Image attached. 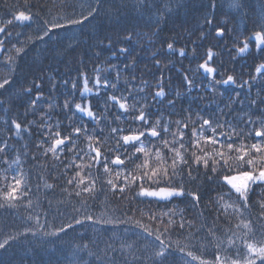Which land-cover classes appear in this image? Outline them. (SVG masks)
<instances>
[{
    "label": "trees",
    "instance_id": "1",
    "mask_svg": "<svg viewBox=\"0 0 264 264\" xmlns=\"http://www.w3.org/2000/svg\"><path fill=\"white\" fill-rule=\"evenodd\" d=\"M83 0H0V26H5L7 32L12 33L15 39H12L4 45V51L0 52V82L9 78V75L23 82L26 78L27 83L24 87H32L33 91L29 97H24L25 101L30 103L35 98L37 91L43 93L33 113L27 104H22L17 97L16 104L7 103L9 93H15L19 86L13 83L9 85L7 92L0 90V142L5 138L14 137L15 129L7 131L10 127L11 120L16 119L22 125L19 137L8 139L7 142L12 146L10 152L5 156H0V192L7 191L8 185L19 178L20 173L27 182V188H23L24 196H19L18 200L13 201L14 207H9L6 200L0 197V242L7 239L9 235H16L17 232H23L25 228H33L45 231H55L57 228L64 227L66 224H74V219H82L85 215L92 216L83 227L74 226L73 229L67 230V235H63L60 240L52 244H38L36 238L29 236L26 240L11 241L5 250H0V264H124L129 261L132 264L133 257L139 261V264H149V257L153 251H160V241H164L169 249L174 253L169 256L167 264H216L217 255L227 256L229 262L237 256V248H240L241 254L246 252L244 241L249 239L253 243L264 242V214L260 211L259 194L262 191L260 186L250 193L249 209L247 212L240 207L239 201L235 195H227V186L220 189L223 184L222 177L233 175L238 171L235 167L231 171L224 169L220 171L218 183L215 186L224 193L222 198H218L220 193L212 191L206 194L200 201V205L193 207L190 197H173L169 199H159L154 197H137L135 193L139 192L140 184L132 185L125 192L118 190L113 193L108 181L112 180L117 184V189L123 183L124 173L132 170L144 160L143 154L138 159H133L132 163L126 162V168L119 169L111 167L109 173L105 174L103 165L98 168L93 165L91 170L83 167L89 164L88 159H79L74 157H83L88 151L89 139L93 137V147L97 146L95 141L99 140L102 147L112 148L116 143L115 137L111 135L112 127H120L128 131L120 133L129 134L135 132L138 124L127 121L120 123H111L119 115V110L115 105H110L108 110L103 107V101L108 95H128V89H134L133 95L144 89L141 95H147L151 100L152 94L157 90V82H161L168 99H172L176 93H180L179 99H184L185 88L181 87L184 75L195 76L196 84H205L211 87L214 80L219 81L226 79L228 75L236 78V84L216 86L215 93L208 91L205 87L198 92L193 91L189 96L188 102L193 107L192 119H196L197 108L201 112L206 109L216 110V102L220 107L229 102V96L235 95L239 91L238 86L243 80L250 79L251 76L259 77L256 68L261 64V52L257 50V43L254 37L257 31V16L249 9V16L246 20L236 17L227 16L224 13H218L217 21H227V27L236 31L226 35L223 40L215 38V29L206 40L199 39L201 32H207L208 29L199 28L194 21H189L181 28L175 21V17H170L168 24L159 37L149 35V27H146V19L141 20L138 13L131 9L121 10L119 17H104L101 13L96 20H90L87 24L73 29L80 35L81 43L76 46L73 41L66 39L65 33L60 29H54L52 40L47 44L37 45L34 38L39 33L35 31L38 24L45 20L57 23H63L60 19L75 10L79 18L80 4ZM136 0H104L105 8L110 9L114 4L134 3ZM151 2V0H150ZM224 0H221L223 3ZM250 4H256L257 0H248ZM24 10L35 13L31 22H14L7 25L6 22L13 19V14L17 11ZM87 14L86 12L84 13ZM181 21L188 20L186 13L180 14ZM124 24L138 25V31L143 33L136 42L132 53L128 57H112L108 51L103 52L99 58L93 53L98 52V48H90L89 45L93 40L88 39L91 35L95 37L100 31V26L106 34H113V28L123 26ZM161 27H165L161 25ZM191 29L190 32H184V29ZM155 31V26H151ZM184 32L183 35L178 33ZM235 37V39H233ZM251 37L247 42L249 49L245 53H240L238 49L243 47L246 38ZM149 39L153 41L148 44ZM174 39V52H169L166 57L157 56L156 59L161 61V67H154V61L147 58L152 52L161 48L162 41L166 44L168 40ZM29 41V43H25ZM107 43V41H105ZM13 45L24 49L21 53H16ZM147 46L148 51L145 53L141 49ZM119 47V45H117ZM264 48V45H260ZM48 48L49 51L42 53L41 49ZM186 48L187 56L181 57L179 49ZM211 49L213 53L209 66L216 69V72L209 76L199 69V64L208 60L207 53ZM25 52L27 53L25 55ZM195 59H191L192 55ZM133 56L137 58L135 69L121 72L119 80L116 79V71L111 66L119 65L121 68L125 63L130 61ZM107 58V59H106ZM19 65V68L17 67ZM99 68L101 77L109 79L112 83L117 84V89L112 92L101 90V95H97V89L94 86L98 73L95 69ZM80 72L87 74L89 78L88 87L92 88L91 92L82 93L83 79H77ZM135 77L131 84L128 82ZM41 83V88L36 89L33 80ZM67 79L69 84L61 86L58 81ZM73 80L77 82V89L69 92ZM103 83V79L101 80ZM257 87L251 89L252 94L258 90L261 83L260 79L255 81ZM54 91H50L53 89ZM13 87V88H11ZM220 93H223L221 98ZM248 94V89H244L241 99ZM206 97L192 100V97ZM215 100V102H213ZM65 101L71 105L75 103L92 105L93 112L97 115L107 117L108 122L102 123L96 120H90L83 117V114L72 111L62 112L61 108ZM131 104L132 101L130 100ZM143 103V100H141ZM167 101H165V105ZM55 106V109L53 108ZM185 107L187 104L184 105ZM139 108V105H137ZM181 105L177 103L175 109H164L151 117L155 122L158 117H163L164 121H171V132L176 133L179 139L178 120H183L188 115L187 112L180 114ZM10 109V110H9ZM169 111L176 114L169 115ZM227 111V109H224ZM138 111L130 113L127 120H131ZM232 115H238L244 121L249 119L259 120V113H251L246 106L241 110L237 102ZM204 118H207L205 116ZM87 124L88 133H82L79 137L74 136L76 151L68 152V148L73 147L69 144L63 152L57 150L55 154L48 151L51 148L52 141L56 139L55 133L60 131L62 135H68L77 126ZM27 126L28 130L23 131ZM199 127V123L190 126L185 131V147L189 149L188 155L192 152V128ZM163 127V125H161ZM215 127V125H214ZM255 127H259L256 125ZM252 128L251 137L244 143H255V129ZM249 128L240 125L244 136H249ZM143 130V128H140ZM223 131V129H221ZM231 134V129L228 130ZM211 129L204 132L203 137H198L200 146L204 151L197 152V155L204 156L205 152L217 150L219 146H212L204 142V137L212 136ZM163 139L172 140L171 135L162 136L161 141L147 142L151 149L148 164L150 168L163 167L166 160L171 163L170 154L167 149H160L161 159H157L156 147L160 145ZM234 143H240L235 140ZM39 146V147H38ZM138 146V145H137ZM179 147V145H177ZM123 152V149H121ZM129 151H134L130 148ZM115 155V153H113ZM123 158V157H122ZM7 159V163H5ZM19 160V163L13 161ZM111 159V157H109ZM71 167H67V165ZM81 165V167H77ZM247 170V168L243 169ZM203 171V168H201ZM80 172L85 177L83 184L79 183L76 173ZM121 173L117 176V173ZM209 174H211L209 172ZM139 175V173H137ZM74 182L69 185L68 180ZM95 181V190L91 193H84L82 189L89 187L90 182ZM48 185H52L51 188ZM143 187L146 190L168 188L169 185L160 182L158 184L145 182ZM189 190H195L194 185H186ZM81 195L77 196L76 193ZM212 197V199H209ZM239 208L240 211H234ZM31 216L32 219L28 220ZM257 217L261 219L257 220ZM39 219L40 223H37ZM105 220H112L113 223H103ZM116 221H119L118 223ZM95 222V223H93ZM250 224V228H245L244 223ZM46 225V227H45ZM147 229L148 231H146ZM203 229V231H201ZM151 232L150 236L148 233ZM250 233H254L251 235ZM159 235L160 240L155 237ZM232 238L235 246L228 244V239ZM153 242L155 247H153ZM79 248V250L77 249ZM34 249V250H33ZM182 249V251H181ZM123 253V255H121ZM143 253V255H141ZM191 253V255H189ZM115 254V255H113ZM68 257H72L71 261ZM105 257H107L105 259ZM195 257V259H193Z\"/></svg>",
    "mask_w": 264,
    "mask_h": 264
},
{
    "label": "snow or ice",
    "instance_id": "2",
    "mask_svg": "<svg viewBox=\"0 0 264 264\" xmlns=\"http://www.w3.org/2000/svg\"><path fill=\"white\" fill-rule=\"evenodd\" d=\"M79 18L73 19L72 16H76L77 12L75 6L72 13L60 17L64 22L57 23L55 20L48 21L45 20L42 23L37 21V28L35 31L39 33L38 36L34 38H29L30 40L34 39L36 44H47L52 40V32L54 29H60L66 34L71 33V35H66V39L74 42L76 46L81 43L80 35L73 31L78 27L87 24L90 20H96L97 17L101 16V13L104 14V17L111 18L113 16L119 17L121 15V10L127 11L131 9L133 12L139 14L141 20L147 21L146 27H149V35L159 37L160 33L163 32L168 24L170 17H175V21L179 27L183 28L185 23L189 21H194L196 26L199 28H207V32H201L199 39L201 41L206 40L211 34V30L215 29V38L223 40L226 35H229L231 32L236 31V28L233 27L229 29L227 27V21H217L216 16L218 13H224L227 16H231L234 19L239 17L246 20L249 16V9L252 10V13L256 14L257 22L256 27L257 31L254 33V37L257 43V50L261 52V60L264 61V48H261L260 45H264V0H257L256 4H250L248 0H224L221 3V0H136L134 3H123V4H114L110 9L105 8L104 0H83L80 4ZM87 13L86 15L84 13ZM186 13L188 20L181 21L180 14ZM35 13L20 10L13 14V19H10L6 22L7 25H11L14 22H31ZM155 26V31L151 30V26ZM164 25L165 27H161ZM138 25L134 26L131 24H124L123 26H117L113 28V34H106L103 26H100V31L98 34L93 37L88 36V39L93 40V43L89 45L90 48H98V52L93 54L99 58V56L108 51L111 53L112 57L124 56L128 57L133 48L136 45V42L140 39L143 33L139 32ZM191 29H184V32H190ZM184 32L178 33V35H183ZM12 33L7 32L5 26H0V52L4 51V45L15 39ZM235 39V37H233ZM251 37L246 38V41L243 44V47H240L238 51L240 53H245L249 49V43ZM107 41V43H105ZM29 43V41H25ZM153 41L149 39L148 44L151 45ZM176 40L170 39L165 44L162 41L161 48L152 52L148 59L154 61V67L160 68L161 61L157 60V56L166 57L169 52H174V44ZM119 45V47H117ZM16 53H21L24 49L16 47L13 45ZM147 53V46L141 49ZM49 51L48 48L41 49V52ZM27 53L25 52V55ZM179 55L183 58L187 56L186 48L179 49ZM208 60L199 64V69L203 70L204 73L211 76V74L216 72V69L209 66V61L213 58V53L209 49ZM193 54L191 59H195ZM107 59V58H106ZM136 56H133L130 61L125 63L121 68L119 65L111 66L116 71V79L119 80L121 72H127L135 69L137 64ZM19 68V65L17 66ZM95 71L98 73V76L95 80V87L97 89L96 94L101 95V90L107 92L109 89L112 92H115L117 89V84L112 83L109 79L101 77L99 75L100 69L97 68ZM256 71L259 73V77L251 76L248 80H243L238 86L239 91H236L235 95L229 96V102L223 105V108L220 107L219 103L216 102V107L219 111L206 109L204 112H201L199 108L196 111V119H192L193 107L191 102H188V97L191 96L192 92L199 91L205 87L208 88V91L215 93L216 86L219 84L229 85L236 84V78L233 75H228L226 79L213 82L211 87L201 83H195V76L184 75L181 87L185 88L184 99H179L180 93H176L172 99H168V95H171V91L166 94L164 88L161 86V82H157V90L152 94L151 100L147 98V95H141L144 92V89H140V92L133 95L134 89L129 88L128 95H115L109 94L107 99L103 101V107L105 110H108L110 105H115L119 110V115H117L111 123H120L127 121L129 123L138 124L137 130L133 133L129 131V134L120 135V133L128 131L120 127H112L111 135L115 137L116 143L112 148L102 147L101 142L96 140L95 143L97 146L93 147L92 135L88 136L89 146L88 151L83 157H74V159H88L89 164L83 167H87L89 170L95 165L97 168L102 164L103 171L105 174L109 173L111 167L124 169L126 168V162L128 164L132 163L133 159H138L140 154H143L144 160L142 164L136 165L130 171L124 173L123 183L117 189V184L113 183L112 180H109L107 183L111 185L113 193L117 190L121 193L125 192L132 185L139 183L140 190L135 193L137 197H158L161 199H169L173 197H190V202L193 204V207L200 205V201L203 197L212 191H217L220 193L218 198H222L224 193L220 191L225 185L227 186V195L231 197L235 195L239 201L240 207L244 209L245 212L249 209V200L250 193L255 190V187L260 186L262 188L261 193L259 194V201L253 202L259 203L260 211L264 214V62L259 64L256 68ZM83 79V89L82 95L92 91V88L88 87L89 78L86 73L80 72L77 79ZM103 79V83L101 80ZM257 79L261 80V83L258 86V90L255 94H252L251 89L257 87L255 81ZM135 81V77H132V80L128 83L131 84ZM19 86V90L15 93H9L7 103L16 104L17 97L20 98L22 104H27L31 108V111L35 113L36 106L38 102L43 99V93L37 91L35 98L31 99L30 103L25 101L24 97H29L33 91L32 87H24V84L27 83L25 78L23 82L17 80L15 77L9 75V78L3 79L0 82V90L7 92L10 88L9 85ZM58 84L61 86H66L69 84L67 79L63 81H58ZM33 84L36 89L41 88V83L33 80ZM13 88V87H11ZM248 89V94L241 99V96L244 94V89ZM53 89L50 91H54ZM77 89V82L73 80L71 83V88L68 89L69 92H74ZM0 95H3L0 92ZM221 98L223 93H220ZM206 98V97H192V100ZM132 101L130 104L129 101ZM143 100V103H141ZM165 101L167 104L165 105ZM215 102V100L213 101ZM237 102L241 110L246 106L251 110V113H259L261 118L259 120L249 119L244 121L242 117L238 115H232V112L235 110ZM177 103L181 105L180 114L187 112L188 115L183 118V120H178L175 123L178 125L179 139L176 137L175 132H171V121H164L163 117H158L155 122L152 121L151 117L156 113L160 112L162 108L164 109H175ZM187 104L185 107L184 105ZM139 105V108H137ZM2 107V104H0ZM55 109V106H53ZM75 110V112L83 114V117L90 120L100 121L102 123H107V117L103 115H97L93 112L92 105L75 103L71 105L68 101H65L61 111L67 112ZM227 109V111H224ZM10 110V109H9ZM138 111V115H134L131 120H127V117L130 113H135ZM170 116L176 114L172 111L168 113ZM207 116V118H204ZM199 123V127L193 126L192 128V137L193 142L191 145L192 152L191 155H188L189 149L185 147V131L190 126ZM243 124L244 128H249L251 125L255 129V143L247 144L244 143L245 140L251 137L252 128H249V136H244L243 131L239 130L240 125ZM163 125V127H161ZM215 125V127H214ZM259 125V127H255ZM143 128V130H140ZM15 129L14 137L5 138L3 142H0V156H5L8 154L11 149V145L7 142L8 139L19 137L22 130V125L16 119L11 120L10 127H7V131L11 132ZM211 129L213 132L212 136L204 137V142L212 146H219L217 150L213 147V151L205 152L204 156L197 155V152L204 151L200 146V140L198 137H203L205 131ZM223 129V131H221ZM231 129V134H228V130ZM27 126L23 131H27ZM82 133L87 134L88 128L87 124L83 126H77L73 129L68 135H62L60 131L55 133L56 139L52 141L51 148L48 151L55 152L57 150L63 152L64 149L69 145L73 147L68 148V152L72 153L76 151L75 137H79ZM171 135L172 140L163 139L158 147H156V156L157 159H161L160 149H167L170 154L171 163L168 164L165 160L163 162V167L150 168L148 160L150 158L151 149L148 148L147 142L151 141H161L162 136ZM235 140H239L240 143H234ZM138 145V146H137ZM179 145V147H177ZM39 147V146H38ZM130 148H134V151H129ZM123 149V152L121 151ZM115 153V155H113ZM111 157V159H109ZM123 157V158H122ZM7 163V159L4 161ZM13 163H19V160L13 161ZM71 167V165H67ZM81 167V165H77ZM235 167L238 171L233 175H225L222 177L223 184L220 185V189L215 186L218 183V178L220 177V171L228 169L231 171ZM203 168V171H201ZM247 168V170H243ZM209 172L211 174H209ZM139 173V175H137ZM121 173H117L119 176ZM19 178H15L14 182L8 185L7 191L0 192V197L6 200L9 204V207H14L12 204L13 201L18 200L19 196H24L25 192L23 188H27V182L24 180V177L17 173ZM76 177L79 178V183L83 184L85 182V177H82L80 172L76 173ZM74 182L73 179L68 180V184L71 185ZM145 182H152L158 184L164 182L169 185L168 188H160L158 191L146 190L143 185ZM23 185V188H22ZM186 185H194L195 190H189L186 188ZM49 188L52 185H48ZM95 190V181L90 182L89 187H84L82 191L84 193H91ZM77 196H80L81 193L77 192ZM212 199V197H209ZM4 207V205H0ZM234 211L239 212V208H234ZM32 217L29 216L28 220H31ZM261 217H257V220ZM89 221H92V216L85 215L82 219H74V224H66L64 227L57 228L55 231H45L43 228L36 230L33 228H25L23 232H17L16 235H9L7 239H4L0 242V250H5L6 246L11 241L26 240L29 238H36L38 244H52L54 245L57 240H60L63 235H67L68 229H73L76 227H83ZM40 223L39 219L36 221ZM117 223L119 221H116ZM95 223V222H93ZM103 223H113L112 220H105ZM46 227V225H45ZM245 228H250V224L245 222ZM148 231L147 229H145ZM203 231V229H201ZM150 236L151 232L148 233ZM254 235V233H250ZM156 240H160L159 235L155 237ZM228 244L235 246L233 239L230 237L228 239ZM153 247L155 243L153 242ZM160 251H153L149 259V264H167L169 256L174 253L169 249V246L160 241L159 244ZM244 248L246 252L241 254V249L237 248V256L235 259H232L229 262L227 256L217 255L216 264H264V242L253 243L249 239L244 241ZM79 250V248H77ZM34 250V249H33ZM182 251V249H181ZM115 255V254H113ZM123 255V253L121 254ZM143 255V253H141ZM191 255V253H189ZM107 257H105L106 259ZM71 261L72 257H68ZM195 259V257L193 258ZM124 264H129V261L125 260ZM132 264H139V261L133 257ZM205 264V262H201Z\"/></svg>",
    "mask_w": 264,
    "mask_h": 264
},
{
    "label": "rangeland",
    "instance_id": "3",
    "mask_svg": "<svg viewBox=\"0 0 264 264\" xmlns=\"http://www.w3.org/2000/svg\"><path fill=\"white\" fill-rule=\"evenodd\" d=\"M158 190H159V189H154V190L152 189V190H150V191H158ZM156 198H158V197H156ZM159 199H160V198H159Z\"/></svg>",
    "mask_w": 264,
    "mask_h": 264
}]
</instances>
